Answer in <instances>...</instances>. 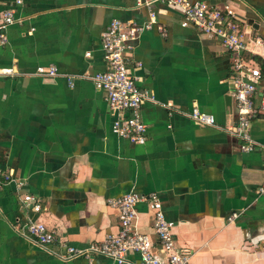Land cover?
Returning a JSON list of instances; mask_svg holds the SVG:
<instances>
[{
    "label": "crops",
    "instance_id": "obj_1",
    "mask_svg": "<svg viewBox=\"0 0 264 264\" xmlns=\"http://www.w3.org/2000/svg\"><path fill=\"white\" fill-rule=\"evenodd\" d=\"M142 1L0 0V15L14 9L19 18L0 43V70L13 69L0 71V169L19 180L0 182V264L110 263L101 255L65 260L60 252L63 243L85 248L116 232L109 199L130 192L157 194L194 264H264V149L243 150L230 131L239 114L232 54L222 41L182 26L179 10L154 5L157 23L133 42L131 55L139 86L155 97L141 110L144 143L114 133L106 92L85 76L107 68L102 38L113 19H149ZM204 1L244 18L245 55L264 75V45L251 41L264 38V0ZM49 65L58 68L53 79L35 74ZM263 89L264 79L256 103ZM193 106L219 126L196 124L188 114ZM251 134L264 143V113L252 119ZM23 193L42 209L23 203ZM137 209L138 229L158 245L153 210L145 202ZM28 218L54 228L59 240L44 247L22 234L18 227ZM127 258L140 261L135 251Z\"/></svg>",
    "mask_w": 264,
    "mask_h": 264
},
{
    "label": "built area",
    "instance_id": "obj_2",
    "mask_svg": "<svg viewBox=\"0 0 264 264\" xmlns=\"http://www.w3.org/2000/svg\"><path fill=\"white\" fill-rule=\"evenodd\" d=\"M150 9L149 19L143 23L113 19L102 38V49L107 68L95 74L85 75L91 79L96 88L106 92V100L110 112L115 116L113 131L115 134L129 138L136 143H144L147 139V124L143 121L141 110L145 101H155L150 90L143 89L138 84V77L132 71L134 60L131 59L133 42L142 32L152 28L157 23L156 3H165L183 14L182 26H192L198 31L218 37L231 51L232 95L238 108V122L230 131L242 140L241 148L245 151L257 147L264 149V143L255 140L251 134V121L259 113H264V89L259 103L256 95L264 75L253 60L245 53L249 50L247 28H242L244 21L229 5H213L204 0H143ZM19 18L14 9H7L0 15V43L7 41L5 30ZM161 29L162 27L159 26ZM252 42L264 45V38L251 39ZM139 65V62L135 63ZM4 74H12V68L0 70ZM35 74L44 79H53L59 74L55 65L38 66ZM199 125L219 126L213 114L193 106L188 113ZM18 182L13 170L0 169V182ZM19 187V185H18ZM264 194V183L259 188ZM22 201L32 206L36 211L42 209V204L31 193H23ZM147 203L153 210L152 228L157 235L156 245L150 235L138 229L136 218L137 206ZM109 204L117 210L119 229L109 233L100 243H92L80 248L63 243L64 251L60 257L65 260L84 257L93 260L97 255L106 257L110 263L126 264L127 254L135 251L140 255L138 264H194L192 251L181 247L176 242L174 222L169 221L164 214L162 202L157 194L148 195L130 192L123 196L109 199ZM18 230L24 235H30L37 243L46 247L59 240L58 232L49 228L44 222L34 218L19 225Z\"/></svg>",
    "mask_w": 264,
    "mask_h": 264
}]
</instances>
